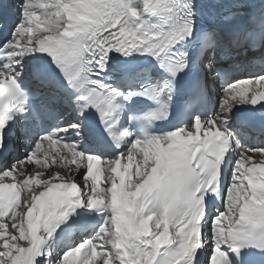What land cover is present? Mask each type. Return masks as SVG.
Masks as SVG:
<instances>
[{"label": "snow or ice", "instance_id": "snow-or-ice-1", "mask_svg": "<svg viewBox=\"0 0 264 264\" xmlns=\"http://www.w3.org/2000/svg\"><path fill=\"white\" fill-rule=\"evenodd\" d=\"M137 3L0 5V159L16 151L14 138L32 145L0 170V264H264V158L255 160L264 147L241 145L228 126L235 118L238 131L258 124L264 133V73L229 82L218 62V53L264 45V11L257 37L241 42L238 26L219 21L246 19L242 9L223 16L198 0ZM146 13L161 20L149 24ZM201 15L211 27L198 25ZM113 51L149 54L160 71L153 76L152 67ZM206 73L221 78L218 111L149 132L174 111L186 116L209 102ZM244 104L260 108L233 116ZM50 120L57 127L41 132ZM70 131L79 139L60 135ZM81 141L96 151L79 150ZM57 144L60 153H50ZM236 149L225 184L223 158ZM49 155L65 171L51 167ZM34 158L38 167L29 168ZM92 212L99 227L65 249L64 233L70 243L95 227Z\"/></svg>", "mask_w": 264, "mask_h": 264}, {"label": "bare ground", "instance_id": "bare-ground-1", "mask_svg": "<svg viewBox=\"0 0 264 264\" xmlns=\"http://www.w3.org/2000/svg\"><path fill=\"white\" fill-rule=\"evenodd\" d=\"M20 2H22L21 0H16V4H18V3H20ZM41 2H45V0H41ZM133 2L134 3H137V0H133ZM137 6H139V4L137 3ZM262 7H264V3H259V4H254V5H244V6H242V7H239V8H241L242 10H243V14H244V17H246V19H244V18H241L240 20H234L235 18H237V17H233L230 21H226V20H220L219 21V24L221 25V26H223V25H236V24H242V23H244L246 20H248V19H250V18H254V17H256L257 16V14H258V12H260L261 11V8ZM239 8H237V9H239ZM236 9V10H237ZM232 11H234V10H232ZM230 12V11H229ZM227 14H228V12H226L225 13V15L224 16H227ZM235 21H237V22H240V23H236ZM27 59V58H26ZM218 62L222 65V66H225V65H223L222 63L223 62H227L226 61V58L224 57V56H221L219 53H218ZM0 63H3L2 61H0ZM230 65H234V62H228ZM245 77H247V76H238L236 79H233V80H237V79H241V78H245ZM209 82L211 83V85H215V86H217V88L219 89L218 91H220V92H222V83H221V81L220 80H217V79H215L211 74L209 75ZM233 80H231V81H233ZM230 81V82H231ZM255 87H257L258 89H260V86L259 85H254ZM260 90H264V89H260ZM219 106H220V99H218V100H215V98H211L210 99V110H211V113L212 114H214V113H216L217 111H218V108H219ZM235 115V109H233V116ZM192 124V123H191ZM190 124V125H191ZM229 128L234 132V134H235V137H236V139H238L239 140V142H240V144L241 145H247V146H249V147H259L260 146V144H261V142H260V140H259V137L258 136H256V135H254V134H252V133H250V132H248V131H246V130H242V131H238V123H237V121L235 120V118H233L232 120H230V123H229ZM213 130H215V129H213ZM79 138H75L73 141H75V140H78ZM81 142H83V141H81ZM45 147H48L47 145H45ZM233 147H234V145H233ZM260 147H263V146H260ZM60 149H61V146L60 145H55V146H53L51 149H49V152L50 153H60ZM78 149L79 150H81V151H86L85 149H83V148H81L80 146H78ZM66 151V150H65ZM236 151H238V149H236L235 151H233V153H234V156H235V158H234V162H235V160H236ZM241 151H246V149H241ZM249 154H251V153H249ZM49 157L50 158H52V156L51 155H49ZM48 157V158H49ZM262 158H264V157H261L260 156V154H256L255 155V159H262ZM140 160H141V157H135L134 159H133V161H132V167H134V172H135V169H136V166H137V164L140 162ZM234 162H233V164H232V166H231V170H230V174H229V178H228V180L230 179V177H231V173H232V169H233V166H234ZM122 165H124V164H122ZM50 166L51 167H53V168H56L57 170H60V171H65V168H64V165L63 164H53L52 162L50 163ZM38 167V166H37ZM101 168H103V166L101 167ZM228 180H227V182H228ZM101 186L103 187V177H102V182H101ZM6 222H7V220H5ZM94 233V232H93ZM93 233H89V234H84L81 238H80V241L82 240V239H84L86 236H90V234L92 235ZM63 242H64V245H65V247H68V246H75L76 244H78V243H76V244H72V239H71V242L69 243V240H63Z\"/></svg>", "mask_w": 264, "mask_h": 264}]
</instances>
